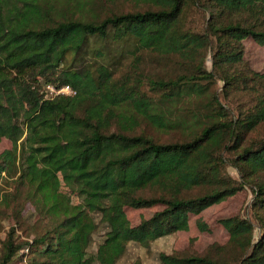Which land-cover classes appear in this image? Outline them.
<instances>
[{
  "label": "trees",
  "instance_id": "16d2710c",
  "mask_svg": "<svg viewBox=\"0 0 264 264\" xmlns=\"http://www.w3.org/2000/svg\"><path fill=\"white\" fill-rule=\"evenodd\" d=\"M107 3L132 10L104 15ZM190 7L201 11L200 32L182 24ZM246 39L264 46V0H0V139L11 143L0 153V184L13 185L0 199L15 226L27 204L44 226L20 242L10 227L0 264H116L129 243L186 231L190 216L245 187L257 226L222 219L225 245L199 256L161 253L158 264H264V135L252 137L264 125V73L243 61ZM145 53L186 70L149 78ZM86 57L94 62L74 66ZM218 81L226 99L249 97L247 108L234 116L210 92ZM48 85L74 94L48 97ZM143 126L181 139L158 141ZM166 176L177 177L175 189L134 196ZM157 206L136 226L126 217V208ZM94 214L104 233L90 255Z\"/></svg>",
  "mask_w": 264,
  "mask_h": 264
},
{
  "label": "rangeland",
  "instance_id": "374dc122",
  "mask_svg": "<svg viewBox=\"0 0 264 264\" xmlns=\"http://www.w3.org/2000/svg\"><path fill=\"white\" fill-rule=\"evenodd\" d=\"M107 3L101 5L100 9L102 13L108 14L111 10H123L125 12L132 10L129 5L120 6L117 4L115 7L109 6ZM182 24L186 29L194 32H200L203 29V16L201 11L194 9L192 7L186 10V14L183 17ZM244 47L243 61L249 65V67L259 73H264V46L256 44L251 39H246L242 42ZM211 51L206 52V67L208 70L211 69ZM93 63L94 60L91 57H86V59H81L74 66H79L84 63ZM143 72L149 78H172L182 74L186 67L181 65L177 59L172 57H158L156 55L145 53L143 60ZM222 83L217 82L210 88V92L216 93L218 95L219 101L231 110L234 116L237 115L239 109L243 110L247 108L249 97L238 96L227 97V99L221 94ZM242 101V102H239ZM243 105V106H239ZM142 130L154 137L156 140L161 142H171L181 139V135L178 133L163 135L154 131L153 129L143 126ZM264 135V125L260 127L257 133L253 134L252 137ZM11 148V143L2 138L0 139V153ZM227 172L234 179H238L236 171L228 167ZM177 177L166 176L160 178L153 186H146L142 189L135 190L134 196L139 198H149L160 192H168L172 188L177 186ZM13 190V185L10 180H3L0 184V197L2 193H10ZM63 192L70 201L74 204L80 202L79 198L71 193L68 189H63ZM253 193L250 187H245L244 190L236 194L235 196L228 198L227 200L213 205L199 215L190 216L188 219V230L178 231L171 235L159 238L151 242L147 247L141 246L137 243H129L126 247L124 255L117 261L116 264H158L159 254H177V255H187V256H199L203 255L208 251V248L212 246L222 247L229 240L228 232L220 224V220L231 218V217H241L249 219L254 226L255 218L252 211V201ZM162 208L157 206L149 209H139L133 210L130 208L125 209L126 217L129 220L131 226L138 225L142 220L148 219L155 212L160 211ZM13 216L10 209H6L2 205L0 199V251L2 249V242L5 240L10 227H15L14 237L18 242L20 241H30L33 239L35 233H40L43 229V223L39 222L38 215L30 204L24 206L21 212V222L20 227L15 226L14 220L11 218ZM94 221L97 224L96 232L92 237V243L88 249L90 255L96 253L97 245L101 242L104 233L103 225L100 223L99 214L93 215ZM202 223L205 230H200L198 224ZM259 235L258 227L255 228L254 238L257 239ZM215 248L211 249L213 251ZM32 255L27 257V262L31 259ZM212 257L218 258L223 261H228L231 259L228 252L226 254L218 251L212 254ZM15 259L12 264H23V262L18 263ZM97 264V263H95Z\"/></svg>",
  "mask_w": 264,
  "mask_h": 264
},
{
  "label": "built area",
  "instance_id": "2783aa9c",
  "mask_svg": "<svg viewBox=\"0 0 264 264\" xmlns=\"http://www.w3.org/2000/svg\"><path fill=\"white\" fill-rule=\"evenodd\" d=\"M46 96L53 97L57 95H73L74 91L69 86H62L60 88H54L53 86L45 87Z\"/></svg>",
  "mask_w": 264,
  "mask_h": 264
}]
</instances>
